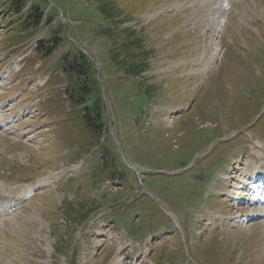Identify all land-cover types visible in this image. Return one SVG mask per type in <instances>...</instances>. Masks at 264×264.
Instances as JSON below:
<instances>
[{"label":"rangeland","instance_id":"rangeland-1","mask_svg":"<svg viewBox=\"0 0 264 264\" xmlns=\"http://www.w3.org/2000/svg\"><path fill=\"white\" fill-rule=\"evenodd\" d=\"M263 170L264 0H0V264H264Z\"/></svg>","mask_w":264,"mask_h":264},{"label":"trees","instance_id":"trees-1","mask_svg":"<svg viewBox=\"0 0 264 264\" xmlns=\"http://www.w3.org/2000/svg\"><path fill=\"white\" fill-rule=\"evenodd\" d=\"M13 9H17L18 5L16 4ZM39 8L37 6L31 7V12L29 16L26 17V22L23 23L24 31L31 26V24L37 25L38 21V12ZM113 18L110 15L105 14V19ZM135 46L136 50L142 52L143 47L141 41H131L124 46V49L127 52H130L129 49ZM39 51H41L39 49ZM71 57L70 54L66 55L62 60L63 71L66 73L69 79V89L68 93L69 101L71 102L74 108H81L82 118L87 128L96 133L100 123L105 122L103 116L102 101L99 96L95 95V89L93 85L97 84L93 80L92 64L87 56H85L81 51L77 50L76 53ZM143 53H140L139 56H133L131 59H134V62L128 63V56L124 53V59L120 60V56L117 57L116 61L123 68L124 72L126 71L129 75H139L145 71L144 63L136 61L142 57ZM96 125H94V123Z\"/></svg>","mask_w":264,"mask_h":264},{"label":"bare ground","instance_id":"bare-ground-1","mask_svg":"<svg viewBox=\"0 0 264 264\" xmlns=\"http://www.w3.org/2000/svg\"><path fill=\"white\" fill-rule=\"evenodd\" d=\"M260 200H262V202H264V199H262V197L260 198ZM264 204V203H263ZM256 230V229H255Z\"/></svg>","mask_w":264,"mask_h":264}]
</instances>
